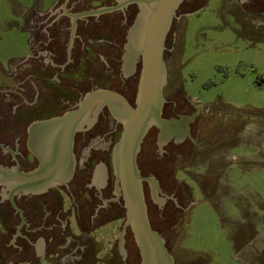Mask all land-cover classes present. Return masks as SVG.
<instances>
[{
    "label": "flooded vegetation",
    "instance_id": "obj_1",
    "mask_svg": "<svg viewBox=\"0 0 264 264\" xmlns=\"http://www.w3.org/2000/svg\"><path fill=\"white\" fill-rule=\"evenodd\" d=\"M148 1L49 0L47 9H34L28 19L25 15L28 53L11 59L5 73L10 84L0 86V180H8L0 183V264H108L114 260L113 248L103 254L93 234L122 218L113 159L123 132L118 103L101 102L76 132L70 178L64 164L66 171L46 181L47 189L27 193L24 183L13 179L51 168L57 132L41 124L66 118L90 94L113 92L137 107L143 67L138 41ZM261 1L235 2L232 8L242 14L257 12L263 8ZM203 2L185 0L172 23ZM171 32L164 44L166 65L175 30ZM13 60L17 64L12 68ZM166 88L170 96L164 99L161 112L166 125L154 124L147 130L137 157L148 217L157 232L160 228L153 222L173 224L194 205L193 189L185 180L190 176L188 167L210 153L211 117L222 116L214 106L192 104L168 80L163 98ZM149 202L155 204L152 214ZM132 256V261L127 254L125 261L115 264H141L140 250Z\"/></svg>",
    "mask_w": 264,
    "mask_h": 264
},
{
    "label": "rangeland",
    "instance_id": "obj_2",
    "mask_svg": "<svg viewBox=\"0 0 264 264\" xmlns=\"http://www.w3.org/2000/svg\"><path fill=\"white\" fill-rule=\"evenodd\" d=\"M228 3L204 0L170 29L175 34L166 81L192 104L222 113L211 117L210 153L188 167L185 180L194 200L188 215L174 221L175 227L153 222L179 264H264V116H259L264 114V26ZM48 5L49 0H0V86L10 84L5 73L11 59L28 53L25 15L28 19L34 9ZM16 64L13 60L11 67ZM164 96H170L167 88ZM120 203L122 218L93 234L103 254L113 248L115 257L108 264L125 261L127 254L132 261L139 253ZM148 204L152 214L155 204Z\"/></svg>",
    "mask_w": 264,
    "mask_h": 264
},
{
    "label": "water",
    "instance_id": "obj_3",
    "mask_svg": "<svg viewBox=\"0 0 264 264\" xmlns=\"http://www.w3.org/2000/svg\"><path fill=\"white\" fill-rule=\"evenodd\" d=\"M184 1H148L149 7L140 26L141 40L138 41L143 67L137 107L133 108L124 97L113 92L98 91L90 94L66 118L41 124L42 128L52 127L57 132L53 145L55 161L51 168L46 172L13 179L15 182L21 180L24 183L23 191L27 193L36 188L38 191L47 189L46 181L63 174L66 171L65 165L68 170L66 178H70L74 169L72 147L76 132L84 128L90 114L100 107L101 102L118 103L120 107L117 115L123 123V132L113 156L116 193L125 206V228L129 227L134 234L141 253V264H177L169 253L166 241L151 226L137 157L147 130L154 124L166 125L161 119L163 87L167 75L164 44L174 16ZM6 181L1 179L0 183Z\"/></svg>",
    "mask_w": 264,
    "mask_h": 264
},
{
    "label": "crops",
    "instance_id": "obj_4",
    "mask_svg": "<svg viewBox=\"0 0 264 264\" xmlns=\"http://www.w3.org/2000/svg\"><path fill=\"white\" fill-rule=\"evenodd\" d=\"M252 0H232V3L229 5V9H232V7L235 5V2H241L242 4L243 3H250ZM262 5H263V8L262 10H258L257 12L256 11H249L248 15H246L247 17H251V19L253 20L254 18H256L257 20H259V24L263 25L264 26V0L261 1ZM234 4V5H233ZM259 116H264V114H259ZM254 119H261L262 117H252ZM43 243H44V240H42ZM263 255H262V262L264 260V244H263ZM245 264H251V262H244Z\"/></svg>",
    "mask_w": 264,
    "mask_h": 264
}]
</instances>
